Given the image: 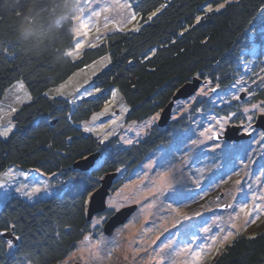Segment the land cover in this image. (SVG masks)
<instances>
[{
    "label": "trees",
    "instance_id": "trees-1",
    "mask_svg": "<svg viewBox=\"0 0 264 264\" xmlns=\"http://www.w3.org/2000/svg\"><path fill=\"white\" fill-rule=\"evenodd\" d=\"M226 1L130 0L140 30H114L74 61L65 52L73 48L76 0H0V101L15 82H23L31 96L13 114V132L0 138V232L20 237L10 252L0 236V264L62 262L83 237L88 199L99 181L121 169L131 173L152 151L186 131L182 119L171 120L164 128L152 126L128 149L100 145L79 125L102 109L113 90L128 107L126 120L138 122L159 114L193 78L209 80L221 90L232 85L242 53L253 46V37L255 43L261 41L264 0ZM220 3L225 7L214 10ZM208 4L210 13L203 9ZM156 9L160 11L149 21ZM106 55L110 66L92 82L98 94L74 107L45 95ZM256 93L264 100V87ZM95 153H100L98 165L87 172L73 169ZM11 166L56 174L68 186L60 195L26 202L1 180ZM119 186L116 181L111 192ZM210 264H264V229L251 238H235Z\"/></svg>",
    "mask_w": 264,
    "mask_h": 264
},
{
    "label": "rangeland",
    "instance_id": "rangeland-1",
    "mask_svg": "<svg viewBox=\"0 0 264 264\" xmlns=\"http://www.w3.org/2000/svg\"><path fill=\"white\" fill-rule=\"evenodd\" d=\"M234 1L236 0H227L226 3ZM77 2L85 8L83 18L87 19L90 15L87 0H76ZM105 3L113 4L115 0H99L98 3L93 0L92 8L98 9ZM203 9L205 10L206 7ZM126 11H110L99 18L93 17L92 21L99 26L100 32L97 33L93 28L87 37L81 35L79 39L84 42V47L80 50V55L75 58L68 57L74 61L78 60L84 49L95 48L89 46L91 43L99 46L105 36L114 30L130 31L138 27V17L131 24H124ZM105 15L112 21L106 29L103 27ZM79 23L80 21L77 20L73 22L74 41L71 49H74L78 39L74 29ZM97 35H100L102 39L97 41ZM256 45L255 55L251 52L253 46L242 53L236 78L227 89L221 90L216 84L206 80V83L201 84L190 98L175 102L170 121L182 119L186 124V131L169 146L158 147L152 151L131 173L127 174L124 169L117 172L116 181H120V186L106 198V213L93 216L87 222L82 239L72 247L67 257L59 264H156L153 257L164 244L169 242H171V248L165 249L162 255L173 252V258L177 264H183V261L188 259L187 254L177 257L174 255L175 251H180L184 246L195 250L198 245L210 243L211 236L221 237L228 231L233 232V237L222 245L217 243L204 257L202 264H210L235 238H251L264 229V215H260L255 223L249 222L245 225V220L250 221L252 217H246L240 213L241 204H251V194L259 193L261 187H264V137L261 130L254 128L256 118L264 114L256 112L252 121H248L247 115L252 113L245 114L243 111L245 107L250 108L251 104L262 101L257 99L256 92L264 87L260 81V77L264 76V43L260 41ZM109 61L108 55L96 59L75 71L61 84L50 88L45 95L49 98L66 100L73 107L76 106L80 100L99 93L93 90L92 82L99 73L110 66ZM237 81L241 82L237 83ZM258 84L261 86L257 87ZM12 85L5 91L0 101V115L3 116L0 119V126L6 124L9 119L12 120L14 114L10 112L12 107L18 109L29 101L25 87L22 91H17L12 88ZM201 88H204L207 95H197ZM209 88H216V91L209 92ZM241 88L255 90V95L249 96L246 91H238ZM89 91L93 93L91 96L87 94ZM113 92L116 93L115 97L112 95ZM242 94L244 100L232 98L233 95L240 97ZM17 97L23 102H17ZM123 108L128 109L119 94L113 90L110 99L102 109L88 121L81 122L79 128L85 134L92 135L102 146L113 143L120 149H128L137 145L147 136L151 127L157 124L159 115L157 117L156 114L138 122H128L126 120L128 111L124 112ZM216 109H226V113L219 114ZM173 116L176 118L173 119ZM213 116L216 118L231 116V119L224 124L223 131H219V125L211 118ZM94 117H96L95 120ZM154 117L157 118L153 119ZM113 120L115 123L112 122ZM149 120L152 121L150 127L144 128L141 135L137 136L136 132ZM249 123L252 127L245 132L244 129ZM232 124L241 125L240 133L249 135L250 138L242 143H232L218 142L214 138L205 139L201 136V132L209 127L222 136L225 128ZM85 127L92 130L86 132ZM105 136L107 139L101 144L100 140ZM128 140H132V143H127ZM193 140L202 141V143L193 144ZM217 144L220 147H215ZM181 158L185 163H181ZM150 162L153 165L151 169L146 167ZM161 162H164L166 166L168 162L177 163L180 165L179 170L173 172L174 180L171 188L162 195L149 194L146 186L149 184V178L156 179V173L163 171L159 166ZM98 164L99 161L96 162V165ZM245 164L248 165L247 168L244 167ZM237 172L240 173L239 176L235 175ZM241 178V185H236L235 181ZM37 179L41 184L47 185V192L42 191L38 196L29 199L22 192L31 190ZM197 179L200 181L199 187L194 183ZM1 180L10 188L12 195L30 203L60 195L68 186V183H64L56 174L41 176L36 170H21L16 166L9 167L2 174ZM258 184L261 187H257ZM17 188H21L22 192H17ZM110 201L118 204L120 210L136 206V211L124 225L119 226L108 237L102 231L108 216L107 212H117L110 207ZM146 205L151 206L146 207ZM237 213H240L239 218L232 219ZM185 216L190 219H184ZM232 223L236 224V228L231 227ZM205 228L209 231L205 232ZM221 229L224 231L221 232ZM85 236L89 237L87 241H84ZM165 264H168L167 260Z\"/></svg>",
    "mask_w": 264,
    "mask_h": 264
},
{
    "label": "snow or ice",
    "instance_id": "snow-or-ice-1",
    "mask_svg": "<svg viewBox=\"0 0 264 264\" xmlns=\"http://www.w3.org/2000/svg\"><path fill=\"white\" fill-rule=\"evenodd\" d=\"M96 2L98 3L99 0H96ZM92 3L93 0H87V4H88V9L90 10V15L87 17V19L83 18V14L85 12V8L81 7L79 2H77L76 5V10H77V14L73 17L74 20L80 21L79 25L74 29V34L75 36L78 38L77 42L75 43V47L74 49L68 50L65 52L66 56L69 57H78L80 55V50L84 47V42L82 40L79 39V37L82 35L84 37H87L89 35V33L92 31L93 28L96 29L97 33L100 32V28L99 26H97L95 24V22L92 21V18H99L101 17L102 14L108 13L110 11H126V15L124 16V24H131L132 21L137 19V10L133 8L132 3L130 2V0H115V3L113 4H108L105 3L103 7H100L98 9H93L92 8ZM161 7H164V5H162ZM225 4L224 3H220L219 6L215 9L216 11H219L221 8H224ZM207 12H212L213 8L211 4H208L206 6L205 9ZM160 9H156L155 11H153L149 16H148V20L151 21L152 18L154 16L157 15V12H159ZM197 22H199V20L201 19L199 16L196 18ZM112 22L110 21L108 16H104V24L103 27L106 29L108 27V24ZM122 30V29H120ZM139 27L133 28L132 31H139ZM181 35H183V33H181ZM102 37L100 35H97L96 40L99 41L101 40ZM261 41L262 43H264V32H262L261 34ZM253 47L251 49V52L253 55L256 54L257 51V45L255 43V38L253 37ZM90 47H96V43H91L89 45ZM7 49H5V52L7 53ZM110 62V61H109ZM260 81L262 82V84H264V76L260 77ZM241 81H237V83H240ZM210 83V82H209ZM253 83H256V81H253ZM261 84H258L257 87H260ZM25 85L23 84V82H17L16 84L12 85V88L17 90V91H22L24 89ZM218 87V86H217ZM97 92L100 91V89H96ZM209 92H215L216 88H209L208 89ZM238 91H246L249 93V96L255 95V90H249L248 88H241L238 89ZM62 94V93H61ZM89 96H91L93 93L91 91H89L87 93ZM199 94H204L207 95V93L204 91V88H201L199 93H197V95ZM27 95V99L30 100L31 96ZM113 97H115L116 93L113 92ZM233 99H239L238 96L233 95L232 97ZM193 99H195V97H193ZM17 102H23L22 100H20L19 97H17ZM124 112H127L128 109L127 108H123L122 109ZM17 111V109L15 107H12L10 109L11 113H15ZM245 114L248 113H252V115H247V119L248 121H252L253 116L255 115L256 112H260L261 114H264V100L260 101V103H253L251 104V107H245L243 109ZM6 115V114H5ZM159 114H157L158 117ZM233 115H235V113H233ZM154 117L153 119L157 118ZM3 116L0 115V119H2ZM176 117L173 116V119H175ZM212 119H214L216 121V124L219 125V131H223L224 128V124L227 123L228 120L231 119V116L228 117H220V118H216L215 116L211 117ZM94 120L96 119V117L93 118ZM113 123H115V120L112 121ZM152 121L149 120L147 122H145V124L143 125V127L136 132V135L139 136L141 135V132L143 131L144 128H148L150 127ZM14 123L12 122L11 119L8 120V122L2 126H0V137H3L5 139H7L9 137V134L13 132L14 130ZM252 127L251 123H249L248 127H246L244 129L245 132H248V130ZM92 129L89 127H85L84 131L88 132L91 131ZM206 133H211V135H206ZM251 134V133H249ZM201 136H204L205 139H213V138H218V133L214 132L212 130L211 127L205 129L204 132H201ZM107 139V136L104 137V139L100 140V143L103 144L104 140ZM127 143L131 144L132 140H128L126 141ZM259 142V141H258ZM193 144H199L202 143V141H198V140H193L192 141ZM215 147H220L219 144L215 145ZM86 159V158H85ZM181 163H185V161L181 158ZM160 168L163 169V171L157 172L156 173V179H151L149 178V184L147 187V192L149 194H160L162 195L164 192H166L169 188H171L173 180H174V176H173V172L174 170H179L180 165L174 162H168L167 166L165 165L164 162L160 163ZM146 167H148L149 169H151L153 167L152 163L150 162L149 164L146 165ZM245 168L248 167V165H244ZM11 174V173H9ZM41 176H43V173H40ZM235 175L239 176L240 173H235ZM245 175H247V173H245ZM145 176H147V173H145ZM242 182V178L241 179H237L235 181L236 185H241ZM194 183H196L197 187L200 186V181L197 179L196 181H194ZM257 187H261L259 184L257 185ZM4 188V185L0 184V189ZM249 188H251V185H249ZM17 192H22L21 188H17L16 189ZM47 192V185L46 184H41V182L37 179L35 181V183L33 184L31 190L26 191V192H22V194L24 196H27L29 199H31L33 196H38L41 192ZM141 191H143V189H141ZM245 196H247V193H245ZM7 197V191L5 190V198ZM233 199H235V197H233ZM251 204L249 203H243L240 206V213H243L244 216L246 217H252V219L249 220H245V225H247L249 222L251 223H255L257 219H259L260 215H264V187H261V191L259 193L253 192L251 194ZM259 201V202H258ZM151 205H146V207H150ZM110 207L113 208L114 211H119L120 210V206L118 204H116L114 201H110ZM227 207H231V205H227ZM176 211H178V209H176ZM240 213L236 214V217H233L232 219H236L239 218ZM255 214V215H254ZM184 219H190V217L185 216ZM232 228H236V224L232 223L231 224ZM205 232H208L209 230L207 228L204 229ZM224 230L221 229V232H223ZM4 235L3 232H0V236ZM234 233L231 231L226 232L223 236L221 237H217V236H211L209 237L210 243H204L202 245H198L197 248L195 250H193L191 247L189 246H184L183 248L180 249V251H175L174 255L179 257V256H184L185 254H187L188 259H185L183 261V264H202V261L204 259L205 256H207L210 252V250L216 246L217 243H220L221 245L226 243L230 237H233ZM14 240H19L20 237L19 236H15L13 238ZM13 239H9L6 241L7 243V248L8 250L11 252V250L15 247ZM89 239V237L85 236L84 237V241H87ZM171 248V242L164 244L163 247L160 248V250L158 252H156L155 256L153 257V259L155 260L156 264H165V261H168V264H177V261L173 258V252H168L166 254L165 253V249H170ZM137 251H140V249H137ZM29 264H31V261H29Z\"/></svg>",
    "mask_w": 264,
    "mask_h": 264
},
{
    "label": "water",
    "instance_id": "water-1",
    "mask_svg": "<svg viewBox=\"0 0 264 264\" xmlns=\"http://www.w3.org/2000/svg\"><path fill=\"white\" fill-rule=\"evenodd\" d=\"M205 83L206 81L193 78L192 80L184 84L181 88H179L173 95L171 101L159 113V119L156 124L157 127L164 128L168 125V123L170 122L171 113L175 102L190 98L198 90L199 86ZM239 99L244 100V95L243 94L240 95ZM254 128L261 130L264 137V115H260L256 118V120L254 121ZM241 129H242L241 125L236 126L232 124L230 126H227L225 128V131L223 132V135L222 136L218 135V138H214V140L218 142L226 141L232 143H238L243 140H248L250 136L240 133ZM99 155L100 153H95L89 155L88 157H86V159L84 158L80 161H77L73 165V169L78 170L80 172H87L91 170L95 166L97 160L99 159ZM116 177H117V173H111L105 175L99 181V187L90 195L89 202L87 204V210H86L87 222H89L93 216L106 213V203H105L106 198L111 193V189L114 183L116 182ZM135 211H136V206H131V207L123 208L118 212H113L106 219L104 223L102 230L104 235L110 237L115 231V229H117L119 226L124 225ZM2 236L6 240L13 239L11 233H5ZM13 242L16 247L18 241L13 239ZM74 264H80V263H74Z\"/></svg>",
    "mask_w": 264,
    "mask_h": 264
},
{
    "label": "flooded vegetation",
    "instance_id": "flooded-vegetation-1",
    "mask_svg": "<svg viewBox=\"0 0 264 264\" xmlns=\"http://www.w3.org/2000/svg\"><path fill=\"white\" fill-rule=\"evenodd\" d=\"M244 141H245V140H243V141H240V142L242 143V142H244ZM240 142H238V143H240Z\"/></svg>",
    "mask_w": 264,
    "mask_h": 264
}]
</instances>
